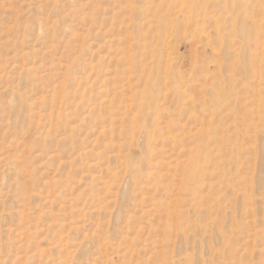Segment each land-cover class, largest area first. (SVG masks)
<instances>
[{
    "label": "rangeland",
    "instance_id": "rangeland-1",
    "mask_svg": "<svg viewBox=\"0 0 264 264\" xmlns=\"http://www.w3.org/2000/svg\"><path fill=\"white\" fill-rule=\"evenodd\" d=\"M0 264H264V0H0Z\"/></svg>",
    "mask_w": 264,
    "mask_h": 264
}]
</instances>
